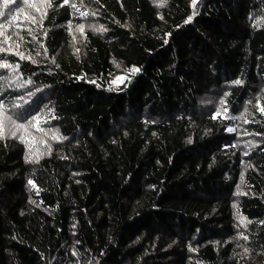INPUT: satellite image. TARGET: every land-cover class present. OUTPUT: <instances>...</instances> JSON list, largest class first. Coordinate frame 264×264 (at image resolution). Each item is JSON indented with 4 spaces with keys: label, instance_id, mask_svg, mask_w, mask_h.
<instances>
[{
    "label": "trees",
    "instance_id": "trees-1",
    "mask_svg": "<svg viewBox=\"0 0 264 264\" xmlns=\"http://www.w3.org/2000/svg\"><path fill=\"white\" fill-rule=\"evenodd\" d=\"M3 2L0 264H264V0Z\"/></svg>",
    "mask_w": 264,
    "mask_h": 264
},
{
    "label": "snow or ice",
    "instance_id": "snow-or-ice-1",
    "mask_svg": "<svg viewBox=\"0 0 264 264\" xmlns=\"http://www.w3.org/2000/svg\"><path fill=\"white\" fill-rule=\"evenodd\" d=\"M11 3H12V0H4V2H3V6H4L5 8H8V6H9ZM64 3H65V4L68 3V0H64ZM191 3H192V7L195 8L196 5H197V0H191ZM10 11H11V10H10ZM3 14H4V13H3L2 11H0V15H3ZM194 15H196L195 11L193 12L192 15H190V16L187 17V20L185 21V23L190 22V21L192 20V18H193ZM161 18H162V17H161ZM169 35H170V34H169ZM0 66H2V67H4V68L9 67V65H7V64H3V65H0ZM133 71H139V69H135V68H134ZM28 82L31 83V81H28ZM234 83L239 84L240 81L237 80V81H235ZM37 90L39 91V89H37ZM29 95H33V94H32V93H29ZM225 103H226V102H225ZM3 107H4L3 103L0 102V110H2ZM224 111L226 112L227 109L225 108ZM262 111H264V109H262ZM218 115H220L219 112L215 113L214 116H213V118H216V116H218ZM225 118H227V117H225ZM33 119L36 120L37 122L39 121V117H38V116H37V117H34ZM13 123H15V122L13 121ZM17 127H24V125H17ZM227 130H228V131H233V129H231V128H229V129H227ZM246 154H247V153H246ZM32 183H33V182H32L31 180H29V184H32ZM245 239H247V237H245ZM248 251H249L248 248H244V252H245V253H248Z\"/></svg>",
    "mask_w": 264,
    "mask_h": 264
}]
</instances>
